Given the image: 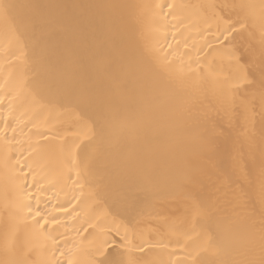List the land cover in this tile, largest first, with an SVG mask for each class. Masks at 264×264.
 <instances>
[{
	"label": "bare ground",
	"instance_id": "obj_1",
	"mask_svg": "<svg viewBox=\"0 0 264 264\" xmlns=\"http://www.w3.org/2000/svg\"><path fill=\"white\" fill-rule=\"evenodd\" d=\"M10 2L51 7L42 9L49 17L44 28L14 34L0 21V260L94 264L100 251H127L120 239L126 229L132 243L140 245L132 254L139 257L142 250V259L153 264L215 259L203 245L216 234L224 214L217 204L226 187L225 173L244 184V213L254 211L259 220L264 209L257 175L264 160V99L258 11L246 31L203 65L189 68L184 57L183 79H161L153 71V54L169 44L176 48L177 41L179 51H190L193 59L198 49H208L206 41L220 48L223 22L217 24L216 18L237 19L236 11L222 6L258 5L260 0ZM168 4L190 7L165 19ZM237 48V55L244 56L239 63L229 55ZM133 58L146 73L129 74L126 66ZM179 66L177 60L174 68L179 71ZM146 78L154 87L178 93L177 101L200 91L213 103L228 81L234 86V103L213 112L207 124L178 122L162 135L137 136L134 124L170 102L168 96L154 102L142 83ZM38 83L47 85L57 103L41 109L32 102ZM85 90L96 102H81ZM25 162L27 180H18L24 174L15 169ZM178 173L194 178L171 181ZM245 173L252 176L251 186ZM144 174L152 177L151 183L143 180ZM133 175L137 183L129 191L125 181ZM18 200L30 207L15 212L12 205ZM41 217L58 223H33ZM9 240L14 244L6 251Z\"/></svg>",
	"mask_w": 264,
	"mask_h": 264
},
{
	"label": "snow or ice",
	"instance_id": "obj_2",
	"mask_svg": "<svg viewBox=\"0 0 264 264\" xmlns=\"http://www.w3.org/2000/svg\"><path fill=\"white\" fill-rule=\"evenodd\" d=\"M45 7L31 3H13L10 0H0V21H3L6 29L14 34H22L36 28H44L49 23V17L42 11ZM56 7H69L58 5ZM73 8H115L117 5H72ZM169 12L164 14V18L171 16L176 18L178 10L188 8L187 5L168 4ZM201 7V6H197ZM209 8H215V5L207 6ZM223 9H230L237 12V19L232 20L231 17L224 19L223 17H217V24L223 22V27L219 29V35L217 40L220 42V48H212L211 42L206 41L208 49L200 48L197 50L196 58L193 59L190 51L180 52L179 41H177L176 48H173L169 44L168 49H159L153 54L154 68L153 71L161 78L165 77L169 81H175L177 79H183L184 72V57L189 58V68L193 64L201 66L213 53H219L225 45L232 44L236 40V37L242 32L246 31L249 25L250 18L258 15L262 24L261 35V80L260 88L262 90V99H264V0H260V3H240V4H224ZM161 12H163V6H161ZM89 23L92 21L89 20ZM239 26V27H238ZM211 28L208 29L210 31ZM175 37V33L173 34ZM220 36H223V40L220 41ZM238 48L231 52L229 55L234 57L239 63L244 59L243 55H237ZM163 55H160V53ZM177 60L180 61L179 71L174 68ZM127 71L130 75H137L138 73H146V69L137 62L134 58L130 59L127 64ZM199 75V68L195 69ZM252 77V81L255 77L251 72L247 74ZM247 78V77H245ZM148 91L152 92L153 101L160 103L163 96H168L169 103L161 108L158 114L153 113L148 115L133 126V131L137 136L149 135L155 133L157 136L164 134L168 127L178 122H192L197 125L207 124L213 120V112L219 113L224 109L225 105L229 102L234 103V86L228 81L223 82L219 93L214 97V103L207 101V96L200 91H193L186 96L180 97L177 101L176 97L179 95L175 92H169L167 89L154 87L153 81L145 79L142 81ZM251 86V82L247 85ZM143 91V90H142ZM239 88H235V92H238ZM32 102L41 107V109L57 103V100L50 94L47 85L44 83H38L32 90ZM232 97L231 101L229 97ZM81 102H96L95 98L88 94L85 90L80 93ZM7 139V137H5ZM251 151V147H250ZM17 163H20L17 160ZM29 167L27 162L21 164L15 171L23 173V177H17V179L27 180L28 172L25 169ZM226 178V187L223 194L218 198L217 210H223L224 214L220 217L217 226V232L215 235L208 238L203 245V251L210 253L215 259L207 261H201L200 264H264V209L260 213L259 220L255 218L254 211H248L244 213L246 207L244 203L245 186L240 182V179L233 181L231 176L227 173L224 174ZM248 184H252L251 174L245 173ZM258 178L260 181L261 192L264 193V160H262L259 170ZM143 180L146 183H151L152 177L148 174L143 175ZM191 173H178L172 176L171 181L177 180H191L193 179ZM137 177L129 176L125 181V185L129 191L136 185ZM24 185L21 184L20 188ZM123 201L125 204L130 202L127 198V193H123ZM24 207H30L25 205L23 200L15 201L12 208L15 212H20ZM201 213L208 211L206 208H200ZM36 215L40 216L39 210L36 211ZM51 219L52 224H57L58 221L54 217H41L40 220H34V224H41L42 227L48 224ZM119 233V227L116 228ZM120 239L124 242L121 247L126 249V252H120L117 249H110L108 252L100 251V259L95 260L94 264H153L152 261L143 260L142 257L145 253L141 250L140 256L137 257L132 254L133 248H140V245L132 243L129 238V231L126 229ZM108 243L107 240L104 241ZM14 244V240L6 242V251L10 250ZM59 248L57 244L55 246ZM64 253L61 252V255ZM0 264H24L23 261L17 260H0ZM55 264H59L58 261Z\"/></svg>",
	"mask_w": 264,
	"mask_h": 264
}]
</instances>
